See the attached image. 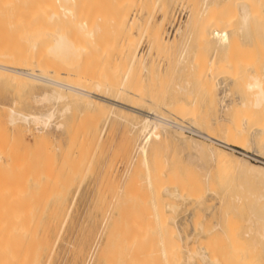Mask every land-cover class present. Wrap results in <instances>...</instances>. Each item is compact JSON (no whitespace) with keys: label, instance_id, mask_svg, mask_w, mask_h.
Here are the masks:
<instances>
[{"label":"bare ground","instance_id":"bare-ground-1","mask_svg":"<svg viewBox=\"0 0 264 264\" xmlns=\"http://www.w3.org/2000/svg\"><path fill=\"white\" fill-rule=\"evenodd\" d=\"M28 1H29V5H27L26 0H0V12H48V13L54 12L52 14L50 13L51 15L48 14L50 18L49 16L47 18H49L50 20H56L55 22L53 21L56 24L63 22L65 18H66L65 21L67 22L64 25H61L63 23H60V25L58 26L55 24L54 26L51 25L53 27H51L50 29L48 28L50 26H48L47 27L48 29L46 28V30L43 28L44 30L40 29L42 31L37 30L32 35H29L27 40L28 42L30 41V44H29L30 46H28L29 47L28 51L25 54H27L28 52L29 54L35 53L36 60H30V61L28 60L27 62V59H26V61L19 62L18 64V62L13 61L15 56L16 58H18L16 54L14 55V53H11L10 51L9 53L13 54L14 57L13 56L11 57V54L8 53L10 55V60H8L9 56L7 52H2V49L0 47L1 49L0 51V75L1 76L4 75L5 77L9 76L10 78L16 79L19 82L24 83V84H27L29 82L30 83L38 82V83L43 84L45 86V89H43L44 87H39L38 84H37L38 86L35 84L37 88L39 87V89L41 88L43 89V91H41V93L38 91L40 94L35 92L38 95L34 93L33 98L34 100L36 99L38 100V102L35 101L36 103H41V104L46 103V105L50 104V106H47L44 110H40V111L34 110L32 112L21 111V110L16 109L14 106H11L10 114H9L10 122L18 126H20L19 124L20 122H24L26 124V126L24 125L25 130H30V131L31 129L29 126L31 125V123H33L34 125H36V128H37V132H36L37 134L34 133L35 137L37 139H45L49 137L48 130H50L49 129L50 125L54 123L53 121H54V117L57 112V106L60 103H64V107L61 108L60 110L58 109L60 115H62L63 117L65 113L69 112L72 109V104L82 102V103H85V105L87 104L88 106L93 108L94 110L92 111L94 112L93 115H96V114L99 115L104 107L109 106V108L113 111L118 108L121 110L129 111L131 113L140 115L143 118L140 128H139L140 135L144 136L143 142L138 145V150H137L136 155H134V157L137 160L138 165H140L139 162L143 164L144 169L142 167L140 169L145 170V177L144 178L142 177V178H143V181L145 182L143 184H147L148 188L146 187V190H143V191H145L146 195H147L146 191L149 193V196L151 198L150 200H151L152 208L148 206L144 207L145 203L142 207L147 209L145 210V212L151 209L154 210V211L152 210L149 211L153 215L150 218L152 221L154 218V221L156 222V225L158 226L155 228L157 231L155 233H158L160 236L161 248L159 249L158 246L156 247L154 246L155 251L153 250L152 252H148L149 249L146 251L145 246L148 247L150 243H147V242H150L152 240L147 241L146 239H148V237L147 238L145 237L146 239L144 240L143 237L140 239V237L136 236L135 241H137V243L135 242V245H136V246L134 245L136 247L135 249L137 250L138 248L141 249L140 247L143 246L144 251L143 249H141V251H139L140 253L138 254V252H136L133 249L134 246L132 247V245L130 246L128 243L127 246L129 250L131 247L134 250L132 252H131L132 249L130 250L129 255L132 256L131 258H133V252H136L137 253L136 256L138 255V261L141 263L143 262V260L146 261L147 259L151 258V256H154L157 261H160L163 264H180L183 260L182 250H186L191 256H195L198 254L197 252H195V250H193L195 248L193 249L192 247L188 248L185 245L175 241V236L177 235L178 229L175 231V228L169 222L170 219L167 217L168 213L166 214V212L163 211L164 208L162 206L165 204L164 202H167L168 205L172 203L173 204L172 207L174 209L177 203L174 204L175 202L173 203V200L180 199V198L186 199L190 197V195L193 194V192L195 193L196 190L199 191L200 187L202 189V185L205 182L206 183L212 182L220 186H225L226 193H230L232 191L235 185L233 182L236 181L237 179L241 181L244 180L246 182L245 184L249 185L250 188L251 187L255 188L254 190L253 188H251V190L253 191H249L248 189L249 186L243 184L244 183L243 182L242 184L245 185L246 188L248 187L247 190L249 191L250 194L246 193L247 192L246 189L245 191L244 189H241L243 188L242 187L243 185L241 184L242 185L240 188L241 195L244 194L245 192L246 193L245 196H247V194L248 196L244 199V197L242 198L241 196L235 195L236 197L233 199L235 203L239 202L241 204L240 207L244 205H247V207L252 206L251 208L252 218H250L251 221H253L252 219L256 217L258 222L261 223L259 219L260 220L264 219V215H263L264 211L262 210V212L260 213V211H256V209L254 208H256L258 205L261 206V204H262L261 207L264 208L263 207L264 206V201H263L264 200V158L259 157V156L256 157L255 154L249 152L251 154H249L248 156L251 157L252 159L256 157L257 160L253 161V160H247L246 158L243 159V157L239 156L238 154L228 151L225 148L226 146L225 144H228L229 148H231L232 145H238V146H242V148L244 149H247L248 147L251 146L249 144L250 142L249 140H251L249 139V135L251 134L250 138H253L251 137L252 135L255 136V140H256L255 145H257L256 147L254 146L255 149L257 151L264 152V0H180L178 2V6L179 7L181 5L187 6L188 13L185 16V18H183L180 21V25L178 26L177 30L172 33V35H170V31L168 32L167 29L164 30L166 27L165 25L172 20V18L170 20V17L172 16L171 14L173 15L176 14V13L174 14V12L173 13L169 12L170 7L167 4V0H110L109 2H107L106 0H28ZM87 12H123L124 14L123 16L121 14L122 17L120 16L121 18L119 19V23L121 25H127L130 29H135L138 33L141 34V36L146 37V40H147L146 46H148V48H146L147 51L143 53L144 50L142 49L140 50L141 47L139 45H136L134 47L132 46L133 50H132V47H130L131 48L130 51L131 50L132 51L129 52L131 54L130 55L131 60L129 61V65L127 69L124 71V74H122V76L118 75L119 77L116 76L115 77L116 79L113 77L112 78L109 77L103 80L101 79L99 75L92 73L87 68L88 66L86 64L85 66L84 64L80 65L81 63L76 64L77 62L75 61L76 57L80 59L79 57L82 55L81 56V59H82L84 55H88L91 52H93L92 49L94 48H97V50L99 49L101 53L107 52L106 45H104L103 47L102 45L99 44V46H101V49H100V47H95L97 46V44L90 43L87 40V39H91L95 37V32L99 29L98 20H96L95 17H90V15L88 17ZM126 12H134L133 17H131L130 19H126L125 18V15L127 14ZM61 13L62 15L64 14L63 15L64 19L61 17ZM158 13L161 15L158 16L159 15ZM173 21H175V18H173ZM70 23L72 24L71 25L72 27H70ZM78 28L82 30L83 37H79L80 39H75L74 36H71V35H74L75 32L73 33V31H75ZM86 42L87 43L89 42L90 44H86ZM43 43L45 47L42 46ZM179 45H182L181 49L179 48L180 47ZM174 47L175 48L177 47V49H175ZM43 48L48 50L51 53L50 54L51 57L44 59V60L40 59L41 54L44 52ZM171 48L175 49V52L179 51L180 49V56L184 62L183 67L184 69L187 68L190 70V72L187 74L186 80L188 84H191V86L186 88L185 86L183 87V85L180 84L181 85L180 86L178 84L179 89L187 91L184 94H188L187 95L188 98L185 97V99H181L176 102L167 103V102H163V100L161 101L162 97L158 98V95H159L158 93L162 94V92L165 90L164 86L161 84L164 81V79L162 78V75L157 74L159 72H157V70H153V68L154 66H155L154 69H156L157 67L156 66L157 58H159L158 60L161 61L163 58L166 60L167 58L169 59L171 55H174L173 54L174 50L173 52H171ZM127 50L129 51V49ZM19 53L21 54V52ZM148 56H151V58L149 57L150 62H151V59L153 60L151 63L150 62L148 63L146 60ZM69 57L73 61L70 60ZM16 58H15V61L17 60ZM66 58L69 59L67 60V65L64 62L63 63L65 65H63V63L60 61L65 60ZM168 59L166 60V62H168ZM20 61L22 60L20 59ZM56 61H58L62 66L61 65L59 66V63ZM171 61L173 62V60ZM24 62H26V64ZM86 62H88L87 58L85 59V63ZM154 62H156V64ZM158 63L160 62L158 61ZM166 67H164V71H168L170 69L169 65H168L169 69L167 68V70H165ZM139 68H141V70ZM182 68L181 70H184ZM3 69H7L10 72H5L3 71ZM246 70H247V74L245 72ZM37 71H41V72H37ZM161 71L162 70H160V72ZM174 71L176 70L174 69ZM51 74L65 76L67 80L69 79L73 81L60 80L52 76ZM165 78L167 79V77ZM242 78H246L245 80L247 81V83L245 81L244 88L247 87L246 88L247 90L240 89L234 92L233 91L234 89H232L233 88L232 86H234L232 82L236 84L237 81L241 82ZM146 81H148L150 84L148 86H151L149 87V89L147 86V90H148L147 93H146L145 88L143 87V83ZM225 81H228V82L230 81V83H227V82L225 83ZM217 82L220 84L221 83L225 84V85L223 84L224 94L220 97V103L222 105L221 107L222 116L220 117V119H218L219 120L218 128L221 130V132L218 134L219 137L216 136L214 132L212 134L207 133L206 138L209 139L210 143L209 142L207 143L206 141L205 142L195 141V140L191 141L192 138L189 139L188 135L183 134L182 133L183 130L185 128H189L194 131H198V132H201V131L194 125L187 126L183 124V122L201 123L207 117H209L208 115L207 117L206 116L204 117L203 116L204 113L201 110H200L201 112L198 110L200 106V101L199 99H197V97L198 96H201V97L210 96L211 97L210 99L213 102V94L215 95V91L217 89V84H218ZM231 83L232 85H230ZM231 91H233L234 94L236 93L237 98L236 97L233 98V95H231L233 93ZM245 91L251 94L250 95L251 97L249 96L250 99L247 98L248 93ZM229 95L232 98L228 99ZM42 108L44 107L42 106ZM161 109L168 110L169 112L173 113L174 116L169 117V116L164 115ZM72 111H71V114H72ZM122 112L124 113V111ZM129 112L127 113L129 114ZM206 112L207 114H209L208 111ZM127 113L125 112V114ZM88 114L90 115V113ZM88 114L85 116H83L82 114V116L87 117L89 116ZM58 117L57 119H61V121H58L56 125L57 127H63L64 122L62 120V117L61 118L60 117L58 118ZM134 127L137 129V126L134 125ZM163 127L164 129L168 127V128H173L179 131L175 134L172 133V135H169L171 133H168V132H165L164 134L159 135L158 130L159 128H163ZM95 128L96 127L94 126V129ZM75 130L73 129V132L77 133V129ZM31 134H32V131H31ZM137 134H138V131H137ZM87 137L89 138V136ZM72 139L73 138H71V140ZM74 142H76V140H74ZM214 142L218 145H213ZM73 143H72V146L75 145V143L74 145ZM250 143L252 144V141ZM253 145H254V141H253ZM233 147H237V146H233ZM71 148L73 149V147ZM236 150L239 151L237 148ZM182 151H187L186 159H179V153ZM247 152L248 151H245L244 154H246ZM183 154L186 155V153H183ZM76 159L78 158L76 157ZM73 160H71V162H73ZM35 162L36 161H34V163ZM26 163H27V166H28V163H30V167H31V162H26ZM75 163L77 165V162ZM207 163H209L210 165L209 164L207 165ZM38 165L39 163H36V166ZM23 166L25 167L26 165L24 164ZM30 167L27 168L26 171L29 172ZM32 167H34L33 163H32ZM33 169H31V171ZM134 170L135 169L133 167V171ZM49 171H51V167ZM17 174L19 176L22 175V178L24 177L23 175H25L24 173L22 174L20 170L19 172H17ZM32 174L34 176L35 173H32ZM55 174H59V172ZM60 174H61V171H60ZM25 176H28V175H25ZM131 176L133 177V174ZM16 177L17 176H15V178ZM22 178L20 177L19 181L20 179L23 180V179H26L27 177L26 178L24 177L23 179ZM16 179L10 182H15ZM56 180L58 181V179ZM137 180H139V178ZM7 182L9 183V181ZM20 182H18V184ZM56 182L55 184H57ZM134 182L136 181L134 180ZM236 182H238V184L240 185L239 181H236ZM22 183H24V180ZM46 183L48 184V180L46 181ZM14 184H17V183H14ZM57 185H58L57 188H59L60 184H57ZM6 186L9 187V185L7 184ZM21 186L22 185H19L18 190L20 189ZM111 186H114V185H111ZM23 187L24 186H22L21 188L23 189ZM130 187L128 189H130ZM41 188L43 187L41 186ZM10 189L12 188L10 187ZM15 189H13V191ZM136 189H137V186H136ZM234 189L236 190V187ZM133 190H131V194H133L132 192L135 193V189ZM141 190L142 189L138 191L142 192L143 194L144 192ZM242 190H243V193H242ZM64 191L65 189L63 190V193ZM43 192L45 191L43 190ZM47 192H49V189ZM128 192L129 191H127L126 193ZM8 193L11 194V190L10 192H7L6 194ZM12 194H14V192H12ZM7 196L8 195H6V197ZM16 196L17 198L19 197V195H15V196L12 195V197H16ZM131 196L132 195H130L129 197ZM24 197H26V200L28 199L27 196H24ZM129 197H125L128 199H126L127 201L125 202L123 201L122 204L126 205L127 202H130L128 201ZM135 199H136V196H135ZM15 200H13V202ZM145 200H146V197H145ZM41 201L43 202V200ZM118 201H121V200H118ZM16 202L18 204V201ZM22 202L20 204H22ZM29 202L30 201H28V203ZM8 205L10 206L11 204H8ZM135 205H136V202H135ZM9 206L6 207V209L8 208L9 210H11L10 213H8V210H7V215L6 214L2 215L5 217L4 219L2 217V220H4L3 225L1 224L2 222L0 223L3 226V229H1L2 226H0V229H1L0 231H2V234H1L2 237L0 238V264H50L51 259H52V251H53V229L55 227V221L51 219L44 220L41 214L35 211L36 208H33L32 206L31 207L23 206L22 204L21 207L19 208L17 206L18 210L15 212L13 211L14 209H16V207H12L11 205V207L14 208V209H11V207ZM128 206H130V204ZM222 206L225 207L223 212L220 215H218L216 218H214V220L212 221L209 227L207 226L205 227L203 225H200L199 228L197 227L198 230L201 229L202 232L205 234L211 233L213 230L217 229L218 232L223 233L228 236L223 239L224 240L222 243L223 249H221L220 251L221 253L219 254V256L214 253L215 251L213 252L216 255L214 256L215 259H218L219 264H222L225 259H227L226 262H228L229 260L228 264H257V262H259L257 261L259 257H257L256 254L254 253V250L256 251V248L250 252L248 251L249 256H245L242 251L246 246L248 247L250 243H252L251 240L253 239L252 237L254 236L253 231H252L253 227H255V225L259 223L257 222V220H255L256 224L254 225L253 222L251 223L249 218H248L249 220L246 221L247 223H243L242 221L240 222L241 219L239 220L236 217V215L238 214L235 215L236 212L228 208V205H226L225 200H223ZM144 208L143 209L140 208V210L142 209L141 211L143 212ZM167 208H171V207L167 206ZM112 209H113V205H112ZM2 210H4V208ZM131 211H133V209H131ZM131 211H129L128 209L126 213L128 212L130 213ZM141 211L137 212L135 210V212L140 214L142 217ZM4 212L6 211L4 210ZM163 212L167 216H165ZM129 213L127 214V216L134 215V212H133V215L131 214L132 212L130 214ZM137 213L136 215H134V218L137 217L135 219L136 220L138 219L139 221L143 220L144 217H142L143 219H141V217L139 219ZM151 214L149 215L151 216ZM149 215L147 216L149 217ZM143 216H145V214ZM166 217L167 219H169V221L166 219ZM129 218L131 217L128 216V221H132V220H129ZM131 219H133V217ZM116 220H117V217L116 219H114V221ZM122 220L123 219H121V221ZM103 221L105 222V220ZM122 222L124 223V221ZM132 222L134 225L135 221H132ZM150 222L151 221H149V223ZM115 223L117 224V221ZM137 223L140 224L139 222ZM144 223H146V220ZM138 224H135V225L139 227L140 225ZM153 225L155 224H152V226ZM118 226H116V228ZM138 227L135 226V228H138ZM143 227L145 228L146 226H143ZM109 228L110 230H112L111 227ZM130 228L126 227L127 229L126 231L128 232V229ZM101 229L99 232H102ZM114 229H115V226H114ZM137 231L142 232L143 230L141 231V227H140V230L136 229V232ZM127 232H124V234ZM257 232H258V229H257ZM155 233L154 235L157 236V234ZM139 234L141 236V233ZM150 234H151V230L149 234L145 236H149V239H150L151 238ZM110 235L112 236V234ZM260 235L264 238V227H262L259 237ZM155 236L154 237L152 236L153 239H155ZM180 236L181 235L179 234V237ZM137 237L141 242L143 243L145 242V243L141 244V242L136 240ZM189 237H192V235L189 234ZM122 238L124 237L122 236ZM130 241L132 240L130 239ZM138 242L140 243V246L137 248V245H139ZM199 242L201 243V241ZM212 247L213 246H211V248ZM250 248H252V246ZM117 251L120 253V250L118 249V247H117ZM218 251L219 250L217 249V252ZM213 253H210V254H213ZM201 254H202L201 256L202 259L207 262L208 261L207 259L210 257L205 253L204 254L201 253ZM111 255H113L112 257L115 256L114 254H110V256ZM121 256H126V255L122 254ZM129 257H128V260H129ZM107 260L109 262L108 258ZM143 264L145 263L143 262Z\"/></svg>","mask_w":264,"mask_h":264},{"label":"rangeland","instance_id":"rangeland-1","mask_svg":"<svg viewBox=\"0 0 264 264\" xmlns=\"http://www.w3.org/2000/svg\"><path fill=\"white\" fill-rule=\"evenodd\" d=\"M106 1L109 2L110 0H106ZM179 1L180 0H177V1L176 0L175 1L169 0V2H168V0H167V4L170 7L169 12H171V13L174 12V14L176 13L175 15L178 16L177 17V16L171 14L173 17L171 16L170 20H171V18H172V20L165 25L167 28L165 27L164 30L167 29L168 32L170 31V35H172V33L177 30L178 26L180 25V21L183 18H185V16L188 13V7L187 6H183V5H181L180 7L178 6ZM26 2H27V5H29V1L26 0ZM175 4H177V5H175ZM50 13L51 12H49V13L48 12H0V47L2 49V52H7V54H8L11 51V53H14V55L16 54L18 58H16V56H15V58L17 60L15 61V58H14L13 61L18 62V64H19V62L26 61V59H27V62H28V60L29 61L30 60H36L35 53L29 54V52H28L27 54H25L28 51V48H29L28 46H30L29 45L30 41L28 42V40H27L29 35H32L34 32H36L37 30H40V29L46 30V28L48 26H50V27H48L50 29L51 27L54 26V24L58 26V25H60V23H63L61 25H64L67 22V21H65L66 18L64 19V17H63L64 14L62 15L63 12L61 13V17L64 19V21L60 22L58 24L54 23L56 20H50L49 19L50 18L49 15H51L54 12H52L51 14ZM57 13H59V12H57ZM126 13H127L125 15L126 19H130L131 17H133L134 12H126ZM87 14H88V17H89V15H90V17H95L96 20H98V22H99V24H98L99 29L95 32V37H93L91 39H87V40L90 43L97 44V46H95V47H100V49H101V46H99V44L102 45L103 47H104V45H106L107 46V52L101 53V51L99 49H98L99 50L98 51L97 48H94L96 51L94 49H92L93 52H91L90 54H88V55L83 54L84 56L82 57V59H81L82 55L79 57L80 59H78L76 57V60H75V58H74V60L77 61L76 64L81 63L80 65L84 64V66L86 64L88 66L87 68L92 73L99 75L101 77V79H103V80L106 78H109V77L115 78L118 75L122 76V74H124V71L127 69L128 65H129V61L131 60L130 59L131 54L129 52H131L133 50V47L136 45H139L141 47L140 50L141 49L144 50L143 53H145L147 51L146 48H148V46H146L147 45L146 44L147 43L146 37L141 36V34L138 33L135 29H130L127 25H121L119 23V19L124 14L123 12H87ZM121 14H122V16H121ZM160 15L161 14H159L158 16H160ZM48 16H49V18H47ZM173 18H175V21H173ZM57 22H59V21H57ZM51 25H53V26H51ZM71 25L72 24L70 23V27H72ZM68 26H69V24H68ZM42 30H40V31H42ZM167 31H165V32H167ZM73 33H74V35H71V36H74L75 39H80L79 37H83V32L79 28L76 29L75 31H73ZM89 42L88 43L86 42V44H90ZM42 46L45 47L44 43ZM179 46H180L179 48L181 49L182 45H179ZM14 47H16V48H14ZM103 47H102V49H103ZM130 47H132L131 51H130V49H131ZM5 48H6V50H5ZM18 48H20V49H18ZM108 48H109V50H108ZM1 49H0V51H1ZM127 49H129V51ZM175 49H177V47ZM175 49L171 48V52H173V50H174V52H173L174 55L170 56V58H171V60H173V62L170 60V58L169 59L167 58L168 62H166L167 59L165 60L164 58H163L164 59V61H163V59L159 56L162 59L160 61V60H158L159 58H157V56H156L157 64H156V62H154V63L156 64L157 67H156V69H154L155 66H154V68L152 67L153 70H157V72H159L157 74L162 75V78L164 79V81L161 84L164 86L165 90L162 92V94L158 93L159 94L158 98L162 97L161 101L163 100V102H167V103L176 102V101H179L181 99H185V97H187L188 94H184L187 91L179 89L180 84L183 85V87L185 86L186 88L191 86V84H188V82L186 80L187 74L190 72V70L187 68L184 69V67H183L184 62L180 56V49H179V51H176V52H175ZM43 51L44 52L41 54L40 59L44 60V59L51 57L50 56L51 53L48 50L43 48ZM19 52H21V54ZM11 53H9V54H11ZM9 54H8L9 59L7 58L8 60H10ZM14 55L11 54V57L12 56L14 57ZM173 56H175V57H173ZM21 57H23L24 59ZM149 57L151 58V56H148V58L146 59L148 63L150 62ZM19 58L22 61H20ZM86 58H87L88 62L85 63ZM156 58H155V60H156ZM69 59H70V57H69ZM69 59L66 58L65 60H61V59H59V60H61L60 62H62V63L64 62L67 65V60H69ZM70 60H72V59H70ZM152 61L153 60L151 59V62ZM158 61L161 64L158 63ZM56 62H58V61H56ZM24 63L26 64V62H24ZM64 63H63V65H65ZM167 63L170 66L169 67L170 69L168 68ZM60 65L61 64L59 63V66ZM159 67H161V68H159ZM164 67H166L165 70H167V68L169 70L164 71ZM181 68L184 70H181ZM139 69L141 70V68H139ZM174 69L177 72L174 71ZM160 70H162L163 72L162 71L160 72ZM3 71L10 72L7 69H3ZM37 72H41V71H37ZM245 72L247 74V70ZM2 76L0 75V186H1L0 187V208H1L0 209V218H1L0 223L2 222L1 224L3 225L4 220H2V217H3V219L5 218L2 215H5V214L7 215V210H8V213H10V211H11L8 208L6 209V207L9 206L8 204H11L12 207H16V209H14L11 207V205L9 206V207H11V209H14V211L12 210L13 212L17 211L18 210L17 206L19 208V207H21L22 204H23V206H30V207L32 206L33 208H36L35 211L40 213L44 220H50L51 219V220L55 221V227L53 229V251H52V259H51L50 264H90V263L91 264H128V263L129 264H143V262L145 264H152V262H153V264L162 263L160 261H157L154 256H151V258L147 259L146 261H148V262L143 260V262L141 263L138 261V255L136 256V254H137L136 252H138V254H139L140 253L139 251H141V249H143V251H144V248L142 245H141L142 247H140L141 249L138 248L140 246L139 242H141L138 239V237H140V239L143 237L144 240L148 237V239H146L147 241L152 240L150 242H147V243H150V245H148V247L145 246L146 251L149 249L148 252H152L154 250V246L155 247L158 246L159 249L161 248L160 236L158 233H155V232H157L155 228L158 226L156 225L154 218H153V221L150 218L153 215L149 211H151V210L154 211L153 209H151L152 208V206H151L152 204H151V200H150L151 198H150L149 193L147 191H146L147 195L145 194V191H143V190H146V187L148 188L147 184H143V183H145L143 181V178L145 177V170H143L144 169L143 164L138 161L140 163V165H138L137 160L134 157V155H136V153H137L138 145L143 142V137H144L143 135H140V133H139V128H140L141 122L143 120L142 116L131 113L129 111L121 110L118 108L115 109L114 110L115 112H114L113 110H111L109 108V106H106L103 108V110L99 114L100 116L97 115L96 112H95L96 115H93V113H94V112H92V111H94L93 108H91L87 104L85 105V103L80 102V103L72 104V109L69 112L65 113V115H64L65 118H64L62 115H60V113L58 111V109L60 110L61 108L64 107V103H60L57 106V112H56V115H55L54 121H53L54 123H52V125H50V127H49L50 130H48L49 137L45 138V139H37L35 137V134H37L36 133L37 128H36V125H34L33 123H31V125L29 126L31 131H32V134H31L30 130H25L26 124L24 122H20L19 123L20 126H18L16 124H12L10 122V115H9L10 114V107L14 106L16 109L21 110V111H25V112H32L34 110L35 111L44 110L47 106H50V104L46 105V103H42V104L36 103L35 101L38 102V100L37 99L34 100L33 97H34L35 92L41 93V91H43V89H45V86L41 83H38V82L37 83H30L29 82L27 84H24V83L19 82L16 79L10 78L9 76H6V77L4 75H2ZM52 76H54L60 80H66V81L69 80V79L67 80V78L65 76H61V75H52ZM164 76L167 77V79ZM245 79L246 78H242L241 82H238V81H237V83L235 82L237 85L234 84V82H232L234 85V86H232L233 87L232 89H234L233 90L234 92H236L240 89L244 90L247 88V87L244 88L245 81H246ZM69 81H73V80H69ZM148 81L143 83V87L145 88L146 93L148 91L147 86L150 85ZM226 82L230 83V81L229 82L225 81V83ZM232 83L230 85H232ZM240 83H242V84H240ZM246 83H247V81H246ZM17 84H18V86H17ZM35 84L36 85L38 84L39 87H44V88L39 89V87L37 88ZM172 84H173V86H172ZM221 84L220 83L217 84V89L215 91V95L213 94L214 104L211 101L210 96H208V97L198 96L197 97V99H199V101H200V106H199L198 110L199 111L201 110L204 113V115H203L204 117L205 116L207 117V115L209 117L210 116H212V117H210V118L207 117L208 120L206 118L201 123L183 122V124H185L187 126L194 125L195 127H197L201 131V132H198V131L191 130L189 128H185L182 133L185 135H188L189 139L192 138L191 141H194V140L195 141H203V142L206 141L208 143L209 139L206 138L207 133L212 134L215 132L214 134H216V136L219 137L218 134L221 132V130L218 128V126H219V120L218 119H220V117L222 116L221 115L222 105L220 103V97L224 94V90H223L224 87L223 86L225 85L224 83H223L224 85L223 84L221 85ZM149 87H151V86H148V89H149ZM166 87H167V89H166ZM232 89H230V90H232ZM233 91H231L233 93L231 95H233V98H235L236 93L234 94ZM245 92H247V91H245ZM37 93H35V94L38 95ZM247 93H246L248 95L247 98L250 99L249 96L251 94H249V92H247ZM230 98H232V97H230V95H229L228 99H230ZM14 102H15V104H14ZM215 102H217V103H215ZM40 104L44 108H42V106ZM73 109H75V110H73ZM110 110H111V112H110ZM71 111H72V114H71ZM122 111H124V113ZM206 111H208L209 114H207ZM82 112H84V113H82ZM86 112H87V114L90 113V115L91 114L92 115L90 116L88 114L89 116L83 117V116L87 115ZM125 112L126 113L129 112V114L128 113L125 114ZM162 113L166 116H169V117L174 116V114L169 112L168 110H162ZM82 114H83V116H82ZM68 115H70V116H68ZM58 116L60 118L62 117V120L64 122L63 127H57V125H56V123L58 121H61V119H57ZM80 116H81V118H80ZM125 120H127V121H125ZM66 121H67V123H66ZM76 125L78 126V128ZM134 125L137 126V129L134 127ZM94 126L96 127L95 129H94ZM166 128L165 129H164V127L159 128V130H158L159 135L160 134L162 135L165 132L171 133L169 135H172V133L175 134L179 131V130H176L173 128H168V127H166ZM73 129L74 130L77 129V133L73 132ZM135 131H136V133H135ZM137 131H138V134H137ZM74 133H76L77 135ZM203 134H204V136H203ZM250 135H249V139H251V140H249V141L250 142L252 141V144L249 142V144L251 146L248 147L247 149H244V148H242V146H238V145H232L231 148L225 146V148L228 151L235 153V154H238L239 156L243 157V159L246 158L247 160L256 161L257 156L264 158V152L257 151L255 149V147L257 146V145H255L256 144L255 143L256 142L255 136L254 135L251 136L254 138L253 139V138H250ZM87 136H89V138ZM76 137L78 138V140ZM71 138L76 140V142H74L73 139L71 140ZM80 139H81V141H80ZM70 141H72V142H70ZM253 141H254V145H253ZM73 142L75 143V145ZM72 143L74 146H72ZM130 143H132V144H130ZM76 145H77V147H76ZM213 145H218V144H216L214 142ZM233 146H237V147H233ZM71 147H73V149ZM236 148L239 151H237ZM245 151H248L246 153L247 155L244 154ZM249 152L255 154L256 157L254 159L249 157L248 155L251 154ZM183 153H186V155ZM72 155L74 156V158ZM80 155H82V156H80ZM186 156H187V151H182L179 153V159H186L187 158ZM76 157L78 159H76ZM71 160H73V162H71ZM8 161H10V162H8ZM34 161H36V162L34 163ZM26 162H31V167H30V163H28V166L30 167L29 172L31 173V175L28 171H26V169L29 168L27 166ZM75 162H77V165ZM32 163H33L34 167H32ZM36 163H39V165L36 166ZM85 163H86V165H85ZM127 163H128V165H127ZM24 164L26 165L25 167L23 166ZM208 164L209 163H207V165ZM82 165H84V166H82ZM134 165H136V166H134ZM205 165H206V163H205ZM19 167L20 168L22 167V168L20 169ZM50 167H51V171H49ZM133 167L135 170L137 168L138 169L136 171L135 170L133 171ZM141 167L143 169H140ZM31 169H33V170L31 171ZM35 169H37L38 171ZM124 169L125 170L127 169L126 170L127 172ZM19 170L22 174L24 173L25 175H28V176L23 175L25 178L27 177L26 179H23L24 177L22 178V175L19 176L17 174V172H19ZM60 171H61V174H60ZM48 172H49V174H48ZM57 172H59V174H55ZM71 172H72V174H71ZM32 173H35L36 175L34 174V176H33ZM132 174H133V177L131 176ZM15 176H17L16 177L17 179L15 178ZM20 177L24 180V183H22L23 180H21V179H20L21 182L19 181ZM35 177H36V179H35ZM58 177L59 178L61 177V178L59 179ZM71 177H73V178H71ZM138 178H139V180H137ZM14 179H16L15 182H10V181H14ZM56 179H58V181ZM64 179H66V180H64ZM47 180H48V184L46 183ZM134 180L136 182H134ZM7 181H9V183ZM236 181H239L240 185ZM236 181L233 182L235 184L234 188L236 187V190L233 188L230 193L225 192L226 191L225 186H220L218 184L211 182L213 184L212 185L209 182H207V183L205 182L202 185V189L200 187V189L202 191L198 188L199 191L196 190L195 193L193 192V194H191L190 197H188L186 199L180 198V199H175L176 201L173 200V203L175 202L174 204L177 203V205H176V207H174V209L172 207V205H173L172 203L168 205L167 202H164L165 204L164 203H163L164 205L162 204L163 205L162 207L164 208L163 211L166 212V214L168 213L167 214L168 216L164 212L163 213L165 214V216H167L170 219V221H169V219H167V217H166V219L173 225V227L175 228V231L178 229L177 235L175 236V241L185 245L188 248H191V247H192V249L195 248L193 250H195V252L198 253L195 256H191V255H189V253L186 250H182L183 260L180 264H219L218 259H215L214 256H216V255L219 256V254L221 253L220 252L221 249H223L222 248V243L224 241L223 239L228 237V236L223 234V233L218 232L217 229L213 230L211 233L205 234L202 232L201 229L198 230V228L200 225H203L205 227L206 226L209 227L210 224L212 223V221L214 220V218H216L218 215H220L223 212V210L225 208L224 206H222L223 200H225V203H226V205H228V208H230V209H232V211L236 212V213L234 212L235 215L238 214V215H236V217L239 220L241 219L240 222L242 221L243 223H247L246 221L249 220L250 218H252V216H251L252 206L247 207V205H244V206L240 207L241 204L239 202L235 203L233 198H235L236 196H241L242 198L244 197V199H245L248 196V194H247V196H245V194L249 193V191H253L255 188L251 187V188H253V190H251L250 186L245 184L246 182L244 180L241 181V180L237 179ZM18 182H20L22 184H20V183L18 184ZM55 182L57 184H60L59 185V188L61 187L60 189L57 188L58 185L55 184ZM124 182H125V184H124ZM5 183L7 185H9V187L6 186ZM14 183H17V184H14ZM104 183H105V185H104ZM107 183H109V184H107ZM242 183L249 186V188L247 187L249 189V191L247 190L246 186L243 185ZM25 184H26V186H25ZM19 185H22L25 188L23 187V189H22L21 188L22 186H21L20 189L18 190ZM106 185H108V186H106ZM111 185H114V186H111ZM41 186L43 188H41ZM136 186H137L138 190L142 189L141 191H143L144 193L142 194V192H139L136 189ZM241 186L243 188H241ZM10 187L12 189H10ZM124 187H125V189H124ZM129 187H130V189H128ZM15 188H17V189H15ZM45 188H46V190H45ZM115 188H116V190H115ZM131 188L135 189V193L132 192L133 194H131V190H133ZM240 188L244 189V191L246 189L247 192L246 193L244 192V194L241 195ZM13 189H15V190L13 191ZM42 189L45 192H43ZM48 189H49V192H47ZM64 189H65V191L63 193ZM10 190H11V194H12V192H14V194H12L13 196L19 195V197L18 198H17V196L12 197V195L10 193L6 194L7 192H10ZM213 190H214V192H213ZM125 191L126 192L129 191V192L126 193ZM19 192L21 195L19 194ZM98 192H100V193H98ZM119 192H120V194H119ZM242 193H243V190H242ZM5 194L8 196L6 197ZM3 195H5V196H3ZM9 195L11 198L9 197ZM130 195H132V196L129 197ZM24 196H27L28 199L26 200V197H24ZM135 196H136V199H135ZM144 196L146 197V200H145ZM125 197H129L128 201H130L131 203L127 202L126 205L122 204L123 201L125 202V201H127L126 199H128ZM15 198H16V200H15ZM35 198H37V199H35ZM112 198H113V200H112ZM124 198H125V200H124ZM130 198L133 200H131ZM142 198H144V199H142ZM21 199L23 200V202ZM13 200H15V201L13 202ZM41 200H43V202ZM118 200H121V201H118ZM135 200H137L139 202H137ZM16 201H18V204ZM28 201H30V202L28 203ZM112 201L115 204H113ZM21 202H22V204H20ZM135 202H136V205H135ZM261 202H259V203H261ZM144 203H145V205H144ZM248 203H249V201H248ZM129 204H130V206H128ZM219 204H220V206H219ZM112 205H113V209H112ZM143 205H144V207L145 206L151 207V208H149L151 210H148L145 212V210H147V209L142 207ZM135 206H136V208H135ZM167 206L171 207L172 209L167 208ZM261 206H262V204H261ZM261 206L258 205L254 209H256V211H260V213H261L262 210L264 211V208H262ZM3 208L6 212H4V210H2ZM127 208L129 209V211H131V209H133V211H131L132 213L130 212L132 215H133V212H134V215H136L137 212H140L144 208L143 212L141 211L142 217H144V219L138 213L137 214H138L139 219L141 217V219H143V220L139 221L138 219L137 220L135 219L137 217L134 218V215L133 216L128 215L131 218L133 217V219L129 218V220L135 221L134 225H133L132 221H128L127 214L129 212L126 213V211L128 210ZM140 208H142V209L140 210ZM135 210L137 212H135ZM240 210H242V211H240ZM169 213H170V215H169ZM144 214L146 217L143 216ZM146 214L147 215L151 214V216L149 215V217H148ZM123 215H125V216H123ZM116 217H117V220H116L117 224L115 223L116 221H114V219H116ZM254 218L252 219L253 221H251V219H250V221H251V223L253 222L255 225L256 224L255 220H257V219H256V217H254ZM121 219H123L122 221H124V223L121 221ZM103 220H105V222ZM145 220H146V223H144ZM149 221H151L153 223H151V222L149 223ZM259 221H261V223L258 222V220H257V222L259 224H257L258 226L255 225V227H253V230H252L253 234H254V236L251 235V236H253L252 237L253 239L251 240L252 243H250V245L248 247L246 246L242 252L244 253L245 256H249L248 251L250 252L256 248V251L254 250V253L256 254L257 257H259L257 261L260 262V263L257 262V264H264L263 263V261H264V259H263L264 258V238L261 235L259 237L260 231L262 230V227H264L263 226L264 225V219L263 220L259 219ZM137 222H139L140 224H138ZM141 223L143 224V226H146V227L144 228ZM248 223H249V221H248ZM1 224H0V226H2ZM135 224H138L140 226L138 227ZM152 224H155V225L152 226ZM118 225H120V226H118ZM261 225H262V227H261ZM114 226H115V229H114ZM116 226H118V227L116 228ZM135 226L138 228H135ZM109 227H111L112 230H110ZM121 227L124 230H122ZM126 227H129V228L132 227V228L128 229V232H127ZM140 227H141V231L142 230L143 231L142 232H139V231L136 232V229L140 230ZM103 228H104V230H103ZM1 229H3V226L1 227ZM100 229L102 232H99ZM257 229H258V232H257ZM150 230H151L150 235H151L152 239L151 238L149 239V236H145V235L149 234ZM109 231H111V232H109ZM124 232H127V233H125L126 235L124 234ZM139 233H141V236ZM142 233H143V235H142ZM154 233L157 234V236H155ZM219 233H220V235H219ZM1 234H2V231H0V238L2 237ZM57 234H58V236H57ZM110 234H112V236ZM127 234H128V236H127ZM179 234L181 235L180 237H179ZM189 234H191L192 237H189ZM121 235L124 238H122ZM136 236H138L136 240L139 241L138 242L139 245H137L138 250L135 249L136 248L135 242L137 243V241H135ZM152 236L153 237L155 236L156 240L153 239ZM107 237H108V239H107ZM129 238L132 241H130ZM54 239H55V241H54ZM116 239L118 242L116 241ZM153 240H155L156 242ZM115 241H116V243H115ZM199 241H201V243ZM128 243L130 246L132 245V247L135 245L133 249L136 252H133V258H131L132 257L131 255H129L132 247L129 250V248L127 246ZM142 243L143 242H141V244ZM216 243H218V244H216ZM115 244H117V245H115ZM157 244H159V245H157ZM116 246L120 250V253L117 251ZM211 246H213V247L211 248ZM251 246H252V248H250ZM256 246H258V247H256ZM91 249H92V251H91ZM133 249L131 250V252L134 251ZM157 249H156V251H157ZM217 249L219 250L218 252H217ZM113 250H115V251H113ZM122 250H123V252H122ZM110 252H112V253H110ZM125 252H126V254H125ZM201 253H203V254L205 253L210 257L207 259L208 260L207 262L202 259ZM210 253H213V254H210ZM110 254H114L115 256L112 257L113 255L110 256ZM120 254L121 255L124 254L126 256H121ZM110 257L113 259H111ZM128 257H129V260H128ZM152 257H154L155 259ZM107 258L109 259L110 263L108 262ZM124 258H126V259H124ZM110 260L111 261L113 260V261L111 262ZM226 260L227 259H225L223 261L224 264L229 263V260H228V262H226Z\"/></svg>","mask_w":264,"mask_h":264},{"label":"built area","instance_id":"built-area-1","mask_svg":"<svg viewBox=\"0 0 264 264\" xmlns=\"http://www.w3.org/2000/svg\"><path fill=\"white\" fill-rule=\"evenodd\" d=\"M223 143V142H222ZM228 147V144H225Z\"/></svg>","mask_w":264,"mask_h":264}]
</instances>
